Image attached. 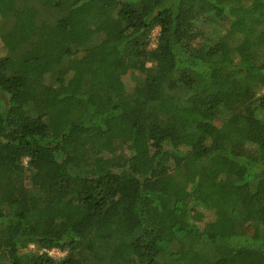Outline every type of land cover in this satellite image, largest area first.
I'll return each instance as SVG.
<instances>
[{"label":"trees","instance_id":"trees-1","mask_svg":"<svg viewBox=\"0 0 264 264\" xmlns=\"http://www.w3.org/2000/svg\"><path fill=\"white\" fill-rule=\"evenodd\" d=\"M13 6L0 264H264V0Z\"/></svg>","mask_w":264,"mask_h":264},{"label":"rangeland","instance_id":"rangeland-1","mask_svg":"<svg viewBox=\"0 0 264 264\" xmlns=\"http://www.w3.org/2000/svg\"><path fill=\"white\" fill-rule=\"evenodd\" d=\"M243 1H245V2H247V3H249L251 0H243ZM2 4H3V6H2V10H1V12L3 13V15H5L8 11H10V10H12V9H14V10H16L17 11V9H15L14 8V0H5L4 2L2 1ZM15 11V12H16ZM23 16V15H22ZM159 34V29H156L154 32H153V42H152V45H151V47H155V38L157 37V35ZM3 48V47H2ZM1 48V46H0V54H4V50ZM124 80H125V82L127 83V84H129V85H133L132 84V81H131V78H130V76H126L125 78H124ZM262 94H264V88L261 90V92L259 93V95H262ZM134 116L135 117H137V118H139V119H143L144 117H145V108H144V105L143 104H141V105H138L137 107H136V109H135V111H134ZM26 162H27V160H24V163L26 164ZM208 218H209V216H207ZM213 217V216H212ZM34 247L33 246H31V249H33ZM50 255L53 257V258H62V257H64L65 256V254L64 253H61V252H59L58 250H52L51 252H50Z\"/></svg>","mask_w":264,"mask_h":264},{"label":"built area","instance_id":"built-area-1","mask_svg":"<svg viewBox=\"0 0 264 264\" xmlns=\"http://www.w3.org/2000/svg\"><path fill=\"white\" fill-rule=\"evenodd\" d=\"M49 254H50V252H49Z\"/></svg>","mask_w":264,"mask_h":264}]
</instances>
